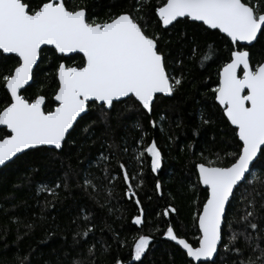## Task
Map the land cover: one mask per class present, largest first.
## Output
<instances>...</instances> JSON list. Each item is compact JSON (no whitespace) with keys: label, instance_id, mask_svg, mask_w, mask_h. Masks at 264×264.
<instances>
[{"label":"trees","instance_id":"trees-1","mask_svg":"<svg viewBox=\"0 0 264 264\" xmlns=\"http://www.w3.org/2000/svg\"><path fill=\"white\" fill-rule=\"evenodd\" d=\"M39 2L34 0L33 6ZM72 3L86 6L99 20L132 11L137 6V0H72ZM158 3L159 0H151L152 7ZM154 22L153 18L149 23L150 31ZM161 35L162 50L173 65L169 71L184 76L182 87L172 97H160L151 114L131 101L117 103L107 118L93 108L79 120L62 152L32 150L0 170V264H75L76 261L116 264L117 260L121 264H140L131 259L139 235L152 237L142 264H190L187 255L164 232L172 226L178 237L198 246L200 233L195 216L202 209L207 192L197 182L195 164L211 162L212 166L226 167L232 162L230 154L238 151V137L212 91L218 84L219 71L229 62L231 45L224 35L199 23H181ZM209 46L214 55L201 64V57ZM193 47L199 49L194 56ZM250 53L253 65L264 62V37ZM41 59L38 82L23 95L33 98L46 94L48 107H52L56 85L51 80L60 57L53 49L45 48ZM64 62L78 64L81 56L65 57ZM15 66V59L0 62V75ZM45 80L49 83L41 91L40 85ZM5 93L0 85V107L4 106ZM202 115L209 123L202 122ZM152 121H156L155 127ZM89 126V131H84ZM3 135L0 131V137ZM152 141L161 153L162 164L157 174L151 170L150 157L145 155L142 163L135 159ZM119 163H124L129 174L136 177L132 185L144 208L142 227L132 222L139 212L135 198L125 195L127 186ZM105 169L117 178L109 182L105 179ZM89 173L96 178L97 190L86 191L82 186L83 177ZM248 179L250 183L236 190L228 207V218L237 232H245L240 217L248 210V201L253 199L259 209L254 222L264 229V220L260 219L264 216L261 207L264 205V157H259ZM157 182L161 185L160 192L156 190ZM56 183L61 187L55 188ZM42 184L53 188L56 196L40 190ZM169 205L176 211L164 216ZM84 210L90 217L89 224L94 225V231L87 237L77 235L87 226L83 222ZM224 231L226 244L231 232L227 225ZM249 233L264 237V231L248 228L246 234ZM256 243L264 248V239L249 246L241 235L235 247L243 255L225 250L222 244L215 262L239 264L249 256H259L258 250L253 251ZM93 245L94 254L89 255L88 249ZM191 264L195 263L191 261Z\"/></svg>","mask_w":264,"mask_h":264},{"label":"snow or ice","instance_id":"snow-or-ice-1","mask_svg":"<svg viewBox=\"0 0 264 264\" xmlns=\"http://www.w3.org/2000/svg\"><path fill=\"white\" fill-rule=\"evenodd\" d=\"M33 4L34 0H0V62L16 60L12 70L0 75V85L6 90L4 106L0 107V126H3L0 131L4 132L0 137V166L33 149L62 152L72 131L79 126L78 118L84 119L93 108L107 118L117 103L131 101L151 114L160 98L158 94L171 97L184 82L183 74L176 76L169 71L173 65L162 50L161 32L181 23H199L224 34L231 45L229 62L219 71L218 84L212 91L223 115L234 126L239 148L230 154L232 162L226 167L212 166L211 162L195 164L197 182L205 186L207 192L202 209L195 216L200 233L198 246L178 237L172 226L164 236L182 246L191 261L209 264H216L214 254L218 245L223 244L225 250L243 255L242 250L235 247L241 235L249 246L264 239L246 234L248 228L264 231L254 222L259 212L254 199L248 201V210L240 217L245 232L233 230L228 218V205L235 191L246 182L250 183L247 175L250 165L258 159V154L264 157V62L253 65L250 53L255 42L264 37V0H159L154 7L151 0H137L132 11L113 14L105 20L93 16L86 6L73 5L72 0H40L35 6ZM153 18L155 22L150 31L149 23ZM157 28L159 31L155 30ZM45 46H52L60 57L51 80L56 85L51 97L52 107H48L46 94L33 98L21 94V90L27 91L26 86L38 82ZM198 51L193 47L192 55ZM73 53L82 54L81 62L65 63L64 58L71 59L69 54ZM213 55L209 46L208 52L201 57V64ZM48 83L45 80L40 90L43 91ZM201 120L209 123L203 115ZM151 123L156 126V121ZM145 155L150 157L151 170L155 173L161 163L155 141L144 147L135 159L142 163ZM102 159L108 157L102 156ZM119 168L127 186L125 195L135 198L139 212L132 222L142 227L144 208L132 185L136 177L129 174L124 163H119ZM116 178L105 169V179L112 182ZM94 179L90 173L83 177L82 186L86 191L97 190ZM59 187L60 183H56L55 188ZM160 188L157 182V192ZM40 190L56 196L55 190L47 185L42 184ZM175 211L169 205L163 215ZM260 219L264 220V216ZM89 220L84 210L83 222L87 226L77 235L87 237L94 231ZM225 225L231 232L226 244L223 243ZM151 239L149 235H139L135 239L131 253L133 261L142 264ZM94 247L88 249L89 255L94 254ZM257 250L259 256H249L239 264H264V248L259 243L253 248L254 252ZM116 264L121 261L117 260Z\"/></svg>","mask_w":264,"mask_h":264},{"label":"water","instance_id":"water-1","mask_svg":"<svg viewBox=\"0 0 264 264\" xmlns=\"http://www.w3.org/2000/svg\"><path fill=\"white\" fill-rule=\"evenodd\" d=\"M205 27H207V26H205ZM211 30V29H210ZM213 31H218V30H213ZM219 32V31H218ZM222 34V33H221ZM222 35H224V34H222ZM255 44H256V42H255ZM45 48H49V49H53L52 48V46H45ZM54 50V49H53ZM59 55V54H58ZM74 55H80V56H82V54H78V53H73V54H69V56H74ZM67 58V57H66ZM30 84H32V82H30ZM29 86H26V88H28ZM23 92H24V90H21V94L23 95ZM160 97H166V98H170V97H168V96H164V95H162V94H158ZM172 97V96H171ZM216 101V100H215ZM216 103L218 104V102L216 101ZM219 105V104H218ZM220 107V106H219ZM221 109H222V107H220ZM223 110V109H222ZM83 115V114H82ZM226 117V116H225ZM227 119V118H226ZM78 120H80L79 118H78ZM229 122V121H228ZM229 124H230V122H229ZM231 125V124H230ZM232 126V125H231ZM0 128L2 129L3 128V126H0ZM232 128H234V126H232ZM33 150H36V149H33ZM29 151H32V150H29ZM29 151H27V152H29ZM19 155V157L20 156H22L23 154H18ZM17 158H13V160L11 161V162H13L14 160H16ZM258 159H259V154H258ZM258 159H256L254 162H253V165H250V169H251V171H252V168H253V166L256 164V162L258 161ZM11 162H8L6 165H8V164H10ZM161 164L162 163H160V167L157 169V171L155 172V174H157L159 171H160V169H161ZM5 165V166H6ZM5 166H0V170L2 169V168H4ZM251 171H250V173H251ZM197 172H198V170H197ZM250 173L249 174H247L248 176L250 175ZM202 186V188L203 189H205V186H203V185H201ZM236 192V191H235ZM231 201H232V199H231ZM228 207H229V205H228ZM172 241V240H171ZM173 242V244H175L176 246H178L185 254H186V250L185 249H183V247L182 246H180V245H178V244H176V242L175 241H172ZM221 246H222V244L221 245H218V251H217V253H215L214 254V259L216 260V258L218 257V255H219V251H220V248H221ZM187 255V254H186ZM188 257V256H187ZM188 259L189 260H191V258H189L188 257ZM192 262H194L195 264H205V263H209V262H197V261H192Z\"/></svg>","mask_w":264,"mask_h":264}]
</instances>
